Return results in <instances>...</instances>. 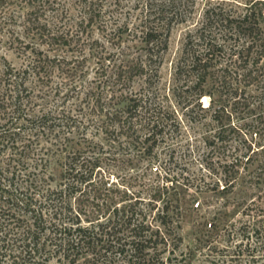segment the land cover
Masks as SVG:
<instances>
[{
  "label": "trees",
  "instance_id": "obj_1",
  "mask_svg": "<svg viewBox=\"0 0 264 264\" xmlns=\"http://www.w3.org/2000/svg\"><path fill=\"white\" fill-rule=\"evenodd\" d=\"M80 3V21L90 24L92 2ZM178 3L143 0L132 23L113 21L101 35L104 41L85 39L66 91L107 94L87 115L49 102L52 29L30 14L17 15L20 20L6 28L0 23V42L20 58L15 66L0 52V264H165L203 248L216 264L243 256L249 257L247 264L260 258L264 264V251L255 253L248 241L258 236L262 219L257 216L264 209L257 212L254 199L246 200L252 189L264 192V1L210 2L183 36L170 87L182 117L190 124L207 120L221 126L224 99L212 95L223 93L231 107L253 115V124L239 153L221 161H211L207 153L199 163L208 175L188 174L180 181L169 157L153 151L181 127L177 110L158 87L169 30L184 21L175 19ZM109 40L118 49L115 67L101 84H84L80 64L91 50L106 61L109 53L97 47ZM89 127L114 138L123 134L124 147L143 156L137 188L106 185L97 177L100 144ZM203 138L212 148L224 139L221 131ZM236 187L243 192L240 217L229 221L221 209L196 219L199 197L226 195ZM187 219L194 245L184 251L179 228ZM218 241L222 251L210 253ZM260 243L264 248V237Z\"/></svg>",
  "mask_w": 264,
  "mask_h": 264
},
{
  "label": "rangeland",
  "instance_id": "obj_2",
  "mask_svg": "<svg viewBox=\"0 0 264 264\" xmlns=\"http://www.w3.org/2000/svg\"><path fill=\"white\" fill-rule=\"evenodd\" d=\"M142 1L91 0L95 19L90 24H85V21H80L82 14V8L80 7L81 0H0V23L5 25L3 28H6L8 24L12 25L18 19L20 20L21 17L17 18V15L24 14L25 16L26 14H30V17L41 19L45 23V28L52 29V56L54 58H52V95H49V102L72 108L74 109L71 110L73 113H84L87 115V113H92V105H95L97 100L101 101L107 94L103 92L100 95H85L82 88H78L79 91L77 93L74 90L66 91L71 86L69 75L71 73L70 68L73 64H76L75 56L83 48V45L87 41L85 39L88 37L104 41L101 35H105L104 33L109 30V24L113 21L120 23L126 20L132 23L137 11L141 7ZM215 1L192 0L189 6L190 0H180V4L178 3L177 7L175 6L177 13L175 19H180L179 17H181L184 21L175 23L170 28L167 50L159 69V94L163 95L165 101L173 109L177 110V116L182 121L179 134L174 135L175 133H169L166 141L155 147L153 151H156V154L160 158L169 157L170 167L173 169L175 175L180 174L181 176L180 178L177 177L178 181L188 174L199 175V173H203L204 175H208L205 169L200 166L201 157L208 153L207 157L211 161H217V159L221 161L234 153H239L238 149L241 147L242 138L245 140L249 139L250 130L252 129L253 115L244 113L239 107H231L230 103H226V98L229 95L223 93L221 95H212L214 99H219L220 101L224 99L222 103L224 104L225 112L222 115L221 126L207 120H204L203 124L188 123L180 114L178 106L175 104L172 95H170L172 68L179 53L183 36L187 30L192 29L198 24L205 6ZM223 1L239 5L240 1L244 0ZM14 27L15 29L18 28L16 25ZM44 33H46L45 30ZM44 39L49 42V39L43 37ZM43 40L40 42L43 44V48L48 47ZM115 50L118 51L115 42L109 40L108 42H104L103 48L97 47V51H103L105 54L109 53V58L106 61L101 58L98 59V53L95 50H91V53L85 56V60L80 64L83 81L85 80L84 84L90 82V84L97 85L98 81L101 84L106 77L108 78V75L117 63ZM0 52L4 53L13 65L17 66L19 64L20 58L11 48L7 47L4 40L0 42ZM110 57L113 58L110 60ZM108 60L109 62L107 63ZM138 86L139 80L135 78L133 87L136 89ZM99 89L97 88L96 91ZM200 100L203 105L208 102L206 95L201 97ZM87 131H90L94 139L100 144L98 153L100 159L96 168L99 172L97 177L101 176L106 181V185L115 183L131 185L132 188H137L136 184L143 169V156L140 157L134 149L128 150L124 147V141L127 138L123 134L114 138L111 135L96 132L91 127L87 128ZM218 131H221L224 137L223 141H217L213 148L206 146L203 137H211V135ZM133 144L134 141H131L128 146L131 148ZM156 164L154 163L155 166ZM210 179L209 176H205V181H210ZM261 186L264 188V182ZM238 188L236 187L232 193L226 195L213 196L210 192L208 198L199 197V206L195 211V215L200 217L196 219H200L202 216L209 218L215 211L226 209V212L230 216L229 221L236 220L240 217L239 212L243 209L239 202L243 192L240 188L238 190ZM248 193L250 194L246 195V200L254 199V202L258 205L256 206V209H258L256 211L264 209V192L252 189ZM257 217H261L262 219L259 226L260 231L257 237L252 235L248 241L251 244L250 247H255V253H261V251H264V248H261L262 243H260L264 237V214ZM191 223L190 219H187L181 223L179 228L184 251L188 248H193L194 245ZM233 239L235 240V238ZM244 242L245 239L243 240ZM223 245V242L218 241L216 248L210 253L219 254L223 249ZM206 252L205 248L193 249L189 259L178 262L171 257L165 264H216L214 261H211L212 257L207 256L209 254H206ZM247 258L249 257L243 256L238 261H226L225 264H247ZM261 259L257 260L256 263H262ZM217 264H220V262Z\"/></svg>",
  "mask_w": 264,
  "mask_h": 264
}]
</instances>
